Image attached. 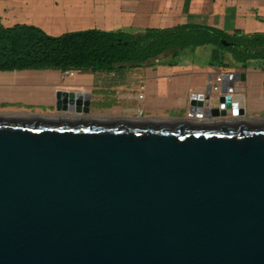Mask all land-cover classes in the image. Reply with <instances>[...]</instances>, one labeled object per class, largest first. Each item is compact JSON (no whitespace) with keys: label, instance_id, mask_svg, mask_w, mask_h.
<instances>
[{"label":"water","instance_id":"95a60500","mask_svg":"<svg viewBox=\"0 0 264 264\" xmlns=\"http://www.w3.org/2000/svg\"><path fill=\"white\" fill-rule=\"evenodd\" d=\"M228 80L184 120L62 89L57 114L0 113V264H264V120Z\"/></svg>","mask_w":264,"mask_h":264},{"label":"crops","instance_id":"0c3cea01","mask_svg":"<svg viewBox=\"0 0 264 264\" xmlns=\"http://www.w3.org/2000/svg\"><path fill=\"white\" fill-rule=\"evenodd\" d=\"M118 13L124 19L121 24L134 22L136 31L197 22L229 33L235 30L264 33V0H135L131 8ZM109 26L106 30L120 29L115 27L121 25L109 21ZM230 63L231 66L223 67L210 62L187 65L162 60L144 66L126 65L112 71L90 70L79 74V71L56 69L0 71V105L12 102L50 107L53 111L47 109L37 114L54 115L57 114L56 91L62 89L90 93L91 116L184 120L190 118L195 108L192 93L204 91L209 83H217L218 74L228 72L241 74L237 80L234 76L230 81L235 88L234 98L245 111L239 120H264V62L247 66L232 60ZM63 73L68 75L64 77ZM77 75L83 78L75 80ZM140 92L144 98H139ZM218 95L212 93V106H218ZM228 118L233 116L230 114Z\"/></svg>","mask_w":264,"mask_h":264},{"label":"trees","instance_id":"16d2710c","mask_svg":"<svg viewBox=\"0 0 264 264\" xmlns=\"http://www.w3.org/2000/svg\"><path fill=\"white\" fill-rule=\"evenodd\" d=\"M207 45L213 46L211 64L264 62V33H229L208 24L186 22L140 31L89 28L54 36L34 24L7 27L0 17V71H112L162 60L176 64L183 54Z\"/></svg>","mask_w":264,"mask_h":264},{"label":"rangeland","instance_id":"374dc122","mask_svg":"<svg viewBox=\"0 0 264 264\" xmlns=\"http://www.w3.org/2000/svg\"><path fill=\"white\" fill-rule=\"evenodd\" d=\"M134 2L135 0H0V17L7 27L23 23L34 24L54 36L89 28L110 29L109 21L113 25H121L115 28L136 31L134 27L137 25L134 22L131 25H122L121 21L123 23L124 19L118 13L131 8ZM212 49V45L199 47L192 53L183 54L178 63H211ZM231 65L230 60L223 63V67ZM62 75L65 77L68 74ZM80 78L83 76L74 77L75 80ZM47 109L53 111L50 107L21 103L0 105L1 113L25 111L30 114H42Z\"/></svg>","mask_w":264,"mask_h":264},{"label":"built area","instance_id":"2783aa9c","mask_svg":"<svg viewBox=\"0 0 264 264\" xmlns=\"http://www.w3.org/2000/svg\"><path fill=\"white\" fill-rule=\"evenodd\" d=\"M226 75H229V80H228V84L230 85V81L233 79V78H235L234 76L235 75H233L232 73H228V72H221L220 74H218L217 75V77H216V81H217V83L216 84H213L212 82L210 83L211 85H212V93L215 91V92H218L220 95H221V90H222V85L224 84V82H225V79H226ZM231 86V85H230ZM141 90H144V87H142L141 88ZM220 95H218V97H217V99L220 97ZM139 98H144V94H143V92H140V94H139ZM212 94L210 95V97L209 98H205L204 99V103H203V112H204V109H212V108H215V107H217V106H212ZM218 101V103H219V100H217ZM219 105V104H218ZM240 105V104H239ZM199 109H200V107L199 106H197V107H195V109H194V111L195 112H197V113H199ZM229 112H231V111H229ZM222 117H218V116H210V117H206V116H202V117H200V118H198V119H201V120H218V119H221Z\"/></svg>","mask_w":264,"mask_h":264}]
</instances>
